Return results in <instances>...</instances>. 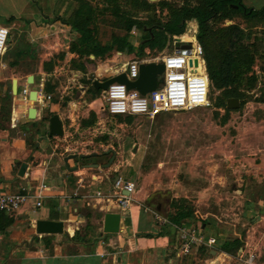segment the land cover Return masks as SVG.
<instances>
[{
  "label": "rangeland",
  "instance_id": "rangeland-1",
  "mask_svg": "<svg viewBox=\"0 0 264 264\" xmlns=\"http://www.w3.org/2000/svg\"><path fill=\"white\" fill-rule=\"evenodd\" d=\"M39 1L48 8L50 21L59 20L60 28L64 25L62 22H71L80 5L79 0ZM84 1L94 11L89 24L94 46L101 48L109 45L115 36H126L127 43L137 49L143 41V32L133 29L127 33L124 23L127 18L164 25L170 18L168 7L194 8L200 0H156L151 2L155 4V11L149 13L135 12L120 0L125 13L118 15L105 7L102 0ZM161 5L166 9L162 10ZM230 25L244 32L243 43L255 37L264 39L263 25L240 14L217 27ZM68 32L67 37L60 33V43L45 46L39 55L35 54V61L45 66L39 82L43 83L51 101L59 102L64 109H69V103H80L83 108L98 112L99 102L88 105L101 99L102 92L95 91L91 82L101 81L135 56L114 48L94 61L89 56L71 59L66 48L81 43L80 35L70 26ZM196 33L197 23L188 21L184 35L176 36L180 39L167 35L163 50L145 48L140 59L152 62L170 52L177 41L184 37L189 41ZM80 64L88 65V71L84 67L81 73L73 75ZM240 80L242 100L237 109L224 107L226 98L221 95L222 90L212 89L208 108L163 112L152 119L111 117L101 112L97 118L92 113L87 119L80 116L78 126L68 127L70 135L58 151L63 154L107 152L100 156L105 165L113 159L112 165L117 161L118 166L129 168L121 170L119 176L135 183L132 202L147 200L146 203L153 208L159 206L170 217L183 207L191 212L193 225L197 221L206 224L204 236L222 233L223 242L238 241L247 252L264 256V51L255 57L250 70ZM228 90H235V86ZM71 108L75 109L72 105ZM183 198L187 203L181 201ZM262 256L255 257L253 264L260 262ZM232 264L242 263L234 260Z\"/></svg>",
  "mask_w": 264,
  "mask_h": 264
},
{
  "label": "crops",
  "instance_id": "crops-1",
  "mask_svg": "<svg viewBox=\"0 0 264 264\" xmlns=\"http://www.w3.org/2000/svg\"><path fill=\"white\" fill-rule=\"evenodd\" d=\"M242 3L255 10L264 7V0H242ZM47 9L39 0H0V26L9 30L8 45L0 57V195L33 194L42 184L52 188L42 192L41 208H34L28 201L11 216L12 225L0 232V264H232L237 261V256L220 251L225 239L222 233L206 234L218 239L215 247H194L189 254H182L176 248L177 228L189 229L201 224L205 232L206 225L199 221L193 225L186 219L175 225L169 221L168 213L157 210L159 206L153 208L141 199L132 202L134 193L129 212L120 221L119 232L103 233L104 216L118 213L114 180L121 170L129 168L118 166L117 161L107 169L103 167L100 156L107 152L63 154L58 151L70 135L68 127L78 126L80 116L87 119L92 113L97 118L98 112L107 114L103 110V92L101 99L88 105L99 102L98 112L95 109L91 112L80 103H69L75 109L71 105L64 109L51 99L44 104L26 103L19 96L24 87L29 89V95L35 90L37 96H50L44 92L39 79L44 63L35 61V54H40L45 46L60 43V33L67 37L69 26L60 28L58 21H50ZM69 50L67 47L65 52L68 54ZM69 55L71 59L80 57L72 52ZM88 58L94 61L93 56ZM84 67L88 71V65L80 64L73 75L81 73ZM119 69L101 81L118 75ZM29 78L32 84L28 83ZM13 82L17 84L16 94ZM30 108L36 109L34 119L28 118ZM54 115L61 121L62 137L49 136V119ZM69 155L76 156L66 165L64 158ZM23 164L26 168L20 177ZM131 164L129 161L127 166ZM96 192L100 193L99 197ZM156 217L166 223L158 222ZM40 220L62 222L63 233L38 235L35 224ZM254 256L259 258L262 254ZM259 261L256 264H264V256Z\"/></svg>",
  "mask_w": 264,
  "mask_h": 264
},
{
  "label": "trees",
  "instance_id": "trees-1",
  "mask_svg": "<svg viewBox=\"0 0 264 264\" xmlns=\"http://www.w3.org/2000/svg\"><path fill=\"white\" fill-rule=\"evenodd\" d=\"M124 1L135 12L149 13L155 11V4L146 0ZM79 3L80 5L75 10L71 22L65 21L62 24L70 26L74 32L80 35L81 45L70 47V52L80 56L102 58L106 53L116 48L118 52L126 51L140 59L144 55L145 48L163 50L167 45V35L182 36L185 32L186 23L195 21L197 23L196 40L203 51L206 74L210 82V93L212 89L222 90L221 95L226 98V104L228 99L242 100V94L239 93L240 79L243 74L248 73L255 57L264 51V39L255 37L253 41L243 43L244 32L238 26L217 27L226 20L231 21L236 14L262 24L264 27V7L259 10L246 8L242 0H200L194 8L170 6L167 8L170 18L164 25L157 22H140L129 17L124 22L126 32L128 33L133 29L143 32V41L137 49L132 44L127 43L126 36L123 38L115 36L109 45L101 48L94 46L92 43L93 31L89 28L94 15L93 8L84 0H79ZM102 3L116 15L125 13L122 10L120 0H102ZM161 9H166V6L161 5ZM147 26L149 29L146 28ZM231 86H235V90H228ZM82 159L87 158L83 157ZM181 201L187 203L184 198ZM190 213L185 208L179 207L177 213L173 214L172 217L168 215V219L173 224L178 225L183 219L191 220L192 215ZM12 223L13 218L0 211V232L2 233ZM240 249L244 248L242 243L240 244L238 241L223 242L220 247L221 252L230 256H237Z\"/></svg>",
  "mask_w": 264,
  "mask_h": 264
},
{
  "label": "built area",
  "instance_id": "built-area-1",
  "mask_svg": "<svg viewBox=\"0 0 264 264\" xmlns=\"http://www.w3.org/2000/svg\"><path fill=\"white\" fill-rule=\"evenodd\" d=\"M9 39V30L0 26V57L5 52ZM185 45L188 47H177ZM173 52L161 56L154 63L164 64L163 83L154 91L141 95L136 90H127L124 84H110L103 92V110L112 117H135L144 116L149 119L163 112H188L197 108H208L210 104V82L208 80L203 58V51L198 44L196 37H191L189 41L174 43ZM148 63L139 58L129 60L119 71L124 73L129 81L138 78L139 65ZM20 99L29 103V89L24 87L20 94ZM37 104H44L50 101L48 95L36 96ZM114 198L118 214L124 219L129 212V205L132 194L135 190V183L117 177L114 180ZM46 185H40L33 194L29 192L17 194L0 195V211L12 216L21 206L31 201L34 208L42 207V192L51 190ZM100 196L99 192L95 194ZM200 220L201 218L197 216ZM158 222L166 223L156 217ZM218 239L215 236H204L201 224L192 228H177L176 248L184 255L191 252L194 247L206 246L213 248L217 245ZM238 260L242 264H253L255 256L245 249H240L237 254Z\"/></svg>",
  "mask_w": 264,
  "mask_h": 264
},
{
  "label": "water",
  "instance_id": "water-1",
  "mask_svg": "<svg viewBox=\"0 0 264 264\" xmlns=\"http://www.w3.org/2000/svg\"><path fill=\"white\" fill-rule=\"evenodd\" d=\"M147 2L151 3L156 0H146ZM188 47L185 45H180L178 43L177 47ZM163 77H164V64L163 63H154V62H148V63H142L139 65V74L138 78L134 81H129L126 78V75L124 73L118 74L114 77L108 78L104 81H98L94 80L92 82V87L96 91H106L108 86L113 83H119L124 84L127 88V90H136L141 95H146L148 92L154 91L158 86H160L163 83ZM28 83L32 84V78L28 79ZM13 93H17V84L16 82H13ZM36 96L37 92L35 90H32L29 95V101L30 102H36ZM239 100L236 98L228 99L226 108L229 110L237 109L239 107ZM35 108H30L28 110V118L34 119L35 118ZM49 136L51 137H62L63 136V130H62V124L59 120V117L57 115L52 116L49 119ZM76 155H69L66 158H64V163L67 165L68 160L73 159ZM91 156H95V154H91ZM113 162V159L109 161L108 164H106V169L111 166ZM90 167L93 168H99L98 165H92ZM26 165L23 164L20 168L19 176L22 177L24 175ZM160 207H157V210H159ZM122 219V216L118 213H108L104 216V222H103V233L105 235L107 234H117L119 232L120 228V221ZM36 227V233L38 235H56V234H62L63 233V223L62 222H56V221H37L35 224Z\"/></svg>",
  "mask_w": 264,
  "mask_h": 264
},
{
  "label": "bare ground",
  "instance_id": "bare-ground-1",
  "mask_svg": "<svg viewBox=\"0 0 264 264\" xmlns=\"http://www.w3.org/2000/svg\"><path fill=\"white\" fill-rule=\"evenodd\" d=\"M174 38H175L176 40H177V39H180L179 37H176V36H175ZM184 38H185V37H184ZM184 38H182V41H177V42L188 41V40H185ZM173 49H174V48H173ZM173 49H172L170 52L168 51V52L164 53L162 56H165L166 54H169V53L173 52Z\"/></svg>",
  "mask_w": 264,
  "mask_h": 264
}]
</instances>
